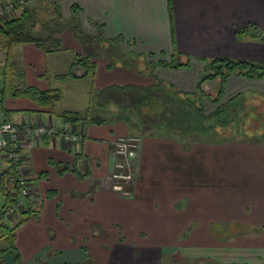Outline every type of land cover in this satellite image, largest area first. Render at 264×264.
Instances as JSON below:
<instances>
[{"label":"crops","instance_id":"crops-1","mask_svg":"<svg viewBox=\"0 0 264 264\" xmlns=\"http://www.w3.org/2000/svg\"><path fill=\"white\" fill-rule=\"evenodd\" d=\"M170 1L171 12L169 0H24L17 7L14 16L23 14V5L32 7L35 15L55 16L56 2L68 20L78 4L77 26L88 38L99 36L97 22L102 23L99 37L116 42L125 55L117 63L97 55L92 57L97 64L93 74L82 75L84 67L76 65L77 76L61 78L79 54L95 52L93 44L77 37L78 27L61 31L58 50L46 52L31 42L11 46L12 61L24 71L25 84L59 89L62 96L49 106L27 95H7L0 103V119L21 126L52 124L83 134L79 141L59 134L22 135L32 205L39 211L16 229L20 264H89L90 255L98 264H164L163 255L177 250L221 262L264 264V141L192 142L176 132L165 135L171 131H165L169 124L159 107L154 121L143 119L157 110L148 96H183L197 90L204 64L199 58L264 62V42L235 35L251 22L264 28V0ZM176 51L191 56L189 67L160 65V59L171 60ZM4 65L2 48L0 90ZM219 84L217 77L203 88L215 93ZM251 91L264 93V77L231 75L222 102ZM141 96L147 97L138 106ZM108 102L125 109L120 115L108 110L106 122L98 115L107 111L102 105ZM203 104L207 111L216 106L208 98ZM69 110L100 121L65 122L60 114ZM128 134L140 138L131 193L125 194L112 189L109 176L115 169L113 145ZM9 168L2 158L0 208L12 197H7L13 190ZM121 216L154 222L155 237L139 230L142 239H168L174 229L176 235L186 232L187 241H135L134 232V240H106L111 245L104 247L108 224ZM19 218L16 214L6 220L12 225ZM14 262L12 252L0 258V264Z\"/></svg>","mask_w":264,"mask_h":264},{"label":"trees","instance_id":"trees-1","mask_svg":"<svg viewBox=\"0 0 264 264\" xmlns=\"http://www.w3.org/2000/svg\"><path fill=\"white\" fill-rule=\"evenodd\" d=\"M55 13L56 18L60 19L62 22L70 23L74 27H78V30L83 31V29L78 24V13L79 5L74 4L72 8L73 16L71 20H64L61 13L60 5L56 2ZM23 14L19 16H12L7 19L0 20V46L5 49V65L2 71V83L0 90V103L3 98L7 95H27L42 105H53L58 99L61 98L62 93L59 89L49 88L46 90L39 89L32 85H27L23 82L24 71L19 68L12 61L11 46L15 43L20 42H31L41 48L46 52H50L61 48V42L59 40L60 28H48L46 29V35H37L33 33L30 28L27 27V20L38 18L33 12V8L23 5ZM169 9L171 12V1L169 0ZM81 10V9H80ZM54 18V19H56ZM43 23V22H42ZM99 25V36H103L102 23ZM50 33V35L48 34ZM57 33V34H56ZM77 34V33H76ZM78 35V34H77ZM235 35L238 40L243 39H255L264 42V28L258 26L257 24L251 22L245 27H239L235 30ZM185 56L182 60V56ZM93 52H88L84 55L79 54L75 60L72 62L70 69L65 74H60L58 77L64 78L67 76H77L74 72V67L76 65H82L84 67V72L82 75L89 73H94L96 70V62L92 59ZM204 62L201 70V77L197 82V90L193 92H185V94L168 95L163 96H153L150 95V106L155 107L157 110L152 112L151 115L143 117L155 120V116L160 113L163 115V121L167 122L169 126H166L165 131H171L166 133L172 135L173 132L180 134L181 136H189L193 139L192 142L209 140V141H223L228 140L226 137L222 136L223 132L220 133L219 126H223L227 123H232V121L237 117V115L243 111L242 104L247 96L256 98L257 100H264V93H246L241 92L229 100L222 102L223 93L225 89V84L231 75L238 74L247 76L250 78H262L264 77V62L247 60V59H235L230 56H219L213 58L202 57L199 58ZM160 65L169 67H189L191 63V56L188 54H183L180 51L173 53L171 60L160 59ZM220 78V84L215 93L207 92L204 90L203 85L207 80ZM190 95V96H189ZM147 96H141L138 98L137 105L142 103V100L146 99ZM203 98H208L209 101L215 104V108L211 111H207L204 104ZM161 100V104L158 103ZM159 107V108H158ZM60 116L65 120V122H74L84 120L87 123L93 121H100L98 117H88V114H82L78 111H65L60 114ZM261 118H264L263 116ZM1 120V119H0ZM2 120H8L4 118ZM149 120V121H151ZM10 121V120H9ZM146 121V120H145ZM78 133V132H77ZM218 135V136H217ZM83 136V134H82ZM217 136V137H216ZM220 136V137H219ZM217 139H214V138ZM9 179L12 180L13 190L7 191V197L12 196L7 203L16 200L19 196V188L16 182L15 171L10 165ZM6 203V204H7ZM4 204L3 207L6 205ZM39 209L31 204H28L26 209L23 210L19 216L20 218L14 225H9L4 215V208H0V258L3 259L5 253L12 252L15 255L14 264H20V252L16 244V229L25 220L30 218V216L38 215ZM170 258H167V254L163 255V263L168 259H172L176 264H178V259L175 254H169ZM180 264V263H179ZM247 264V263H244Z\"/></svg>","mask_w":264,"mask_h":264},{"label":"rangeland","instance_id":"rangeland-1","mask_svg":"<svg viewBox=\"0 0 264 264\" xmlns=\"http://www.w3.org/2000/svg\"><path fill=\"white\" fill-rule=\"evenodd\" d=\"M7 1H12V0H0V2H7ZM16 1L18 3L16 4V7L14 8V10L12 12H10L9 14H7L6 16L0 17V20L7 19V18L14 16V14L16 13L17 7L22 5V1L24 3V0H16ZM34 17L38 18V20H34L33 18L32 19L30 18L27 20L26 25L28 28H30V30L33 33H35L37 35H39V34L46 35L47 34L46 29L48 30V28H51V27L56 28V29L60 28L61 31H63V29H65L67 27H69V28L73 27L70 23L67 24L66 22H62L60 19L56 18V16L36 15ZM54 18H56V19H54ZM68 20H71V19H68ZM99 31L100 30L97 29L96 32L99 33ZM60 33H59V37L61 36ZM76 33L78 34V35L76 34L77 37H80L82 43L86 44L88 42L90 45H92V44L94 45L93 47H94L95 52L93 53V55H95V56H93V57H96L97 55H105L109 59L110 62L117 63V62H120L121 59H123L125 56L123 53L120 52V50L118 48V44L116 42H113V41L105 42L99 36H97L96 38H92V37L88 38L87 32L81 31V30H78ZM48 34L50 35V33H48ZM59 40H60L61 45H62L61 37L59 38ZM2 48L0 46V52L2 51ZM56 50H58V49H56ZM110 51L113 53V55H109ZM250 93H254V91H251ZM102 107L107 109V111L111 110V112L113 109L116 110V115H120L119 112H121L122 110L125 109V108H123L122 105L115 107L110 102L106 103L105 105H102ZM242 107L244 108L243 111L237 115V117L232 121V123L229 122L223 126H219L220 133L226 132L222 136L226 137L227 139H232V140L244 139L247 141H264V118H261L262 116L264 117V100L263 99L257 100L254 97L247 96L244 99ZM107 111L103 110V111L99 112V115H98V117L100 116V118L104 117V119H106L104 121H106V122L109 121V119H110L109 117L111 115V112L108 111V114H107ZM91 114L94 115V113H91ZM124 114H126L125 111H124ZM62 129H64V128H62ZM126 136L138 137V135H136V134H130V135L128 134V135H125L122 137H126ZM216 137L214 139H217ZM182 139L186 140L188 138H187V136H183ZM114 149H115V143L113 145V151H114ZM19 152H20V155L22 156V158H19L18 160L13 161V159L15 158V154L13 155L12 161L10 159L5 158V157H3V158L10 165H12V167L15 171L16 182H17L18 188H19V181L17 179V174H18V165L19 164L24 166L23 173L20 176H24V177L26 176L27 181H29V186H31L30 185L31 178L28 176V173H27L28 163L26 160V154L22 150V147H21ZM118 156L119 155L115 154L114 157L116 158ZM1 159L2 158H0V160ZM114 171H115V169H114ZM113 172H112V174H113ZM112 174L109 176L110 185H111L112 189L117 191V192H125V194L131 193L134 178L133 177L121 178L119 180L118 188H114V186H113L114 182L115 181L117 182V180L113 179ZM120 185H121V187H120ZM30 200H31V202L29 204L32 205V199H30ZM11 202L12 201H10L4 207H1V208H4V211H5V208ZM22 211L23 210L16 212L14 214H10V215H5V213H4V215H5V218H9L11 216H15L16 214L19 215ZM12 225H14V223H12ZM194 225H195V223H192V225H190V226L192 227ZM108 227H109L108 232H107L108 234L102 240V241H104V244H105L104 247H106V248H110V245H111V243L106 244V240L107 241L134 240V238H133L134 232H136V235H138L135 238V241L166 242V243H174V244L183 243V242L187 241V239L185 237L186 232H184L182 234V236H180V234L176 235L177 232L174 233V231H173L174 229L170 230L171 237L168 239H158V238L142 239L143 234L138 232L139 230H146V231H148V233H147L148 235L155 237L154 222H147L146 220H142V219H138L137 221H135V219L131 218V217L121 216L120 218H118L117 220L112 222L111 224H108ZM159 228H160V230H163L160 226H159ZM91 231H93V230H91ZM103 253H104V251H103ZM172 254H175V257L178 259V262L180 264H244L242 262L241 263L240 262H235V263L221 262V261L217 260L216 258L205 257V256L192 257V256L186 255L185 253H183L179 250H177L176 252H174ZM167 255H168L167 258H170V255L169 254H167ZM89 258L91 261L89 264H98L97 262L96 263L93 262L95 260L91 255L89 256ZM99 259H101V258H99ZM166 263L167 264H176L172 259H168V261Z\"/></svg>","mask_w":264,"mask_h":264},{"label":"built area","instance_id":"built-area-1","mask_svg":"<svg viewBox=\"0 0 264 264\" xmlns=\"http://www.w3.org/2000/svg\"><path fill=\"white\" fill-rule=\"evenodd\" d=\"M17 3L18 2L16 0L0 2V17H4L12 12ZM23 133L29 136H38L42 138L59 134L63 138L69 139L71 141H79L83 137L81 132L74 133L68 129H62L52 124H31L21 126L11 120L9 121L1 119L0 158L5 157L12 161L14 154L15 158L13 161L22 158L19 151L22 147ZM139 138L140 137L126 136L120 137L118 140H116L114 153L119 156L116 157L115 171L112 174L113 179L117 180V182H114V188H118L119 180L121 178L133 177L135 170L134 159L139 146ZM23 168V165H18L17 179L19 181V196L5 208V215L14 214L24 210L31 202L29 181H27L26 176H20L23 173Z\"/></svg>","mask_w":264,"mask_h":264}]
</instances>
